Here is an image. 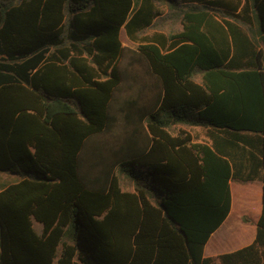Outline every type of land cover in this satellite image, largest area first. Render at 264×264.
<instances>
[{"label":"trees","instance_id":"1","mask_svg":"<svg viewBox=\"0 0 264 264\" xmlns=\"http://www.w3.org/2000/svg\"><path fill=\"white\" fill-rule=\"evenodd\" d=\"M258 172L254 242L204 257ZM0 173V264H264V0H0Z\"/></svg>","mask_w":264,"mask_h":264},{"label":"crops","instance_id":"2","mask_svg":"<svg viewBox=\"0 0 264 264\" xmlns=\"http://www.w3.org/2000/svg\"><path fill=\"white\" fill-rule=\"evenodd\" d=\"M138 4V2H137ZM124 31L123 28L120 30ZM125 33V32H124ZM121 42V41H120ZM122 45V43H121ZM124 46V45H122ZM190 134L189 129L196 130V138L192 137V142L197 144H205L209 147L217 146V149L223 151L224 156L230 153V139L221 133L210 128L189 127L183 128ZM247 150H249L247 148ZM245 175L249 173V162H245ZM259 169H257L258 171ZM254 177L250 182L241 183L236 180H230L229 187L231 193V206L226 219L222 222L216 231H214L203 248V256L214 258L222 254H227L239 250L252 244L256 236V224L261 214L262 209V183L260 181L261 174ZM16 183V179L6 173H0V191L5 187ZM235 215V222L230 223L229 220ZM36 232L41 230V225L34 223ZM231 232L232 235L238 236V240L226 241L222 239V235L226 232ZM1 253V252H0Z\"/></svg>","mask_w":264,"mask_h":264},{"label":"rangeland","instance_id":"3","mask_svg":"<svg viewBox=\"0 0 264 264\" xmlns=\"http://www.w3.org/2000/svg\"><path fill=\"white\" fill-rule=\"evenodd\" d=\"M120 41H121L122 45H124V46H130V47L133 46V44L127 39L124 31H121ZM189 130H190L191 136L194 137V138H196V135H197L196 130L195 129H189ZM229 222L230 223H234V225L237 224V222H235V215H232V217L230 218ZM222 239L223 240H226V241H228V240L229 241L230 240L231 241H235V240H238V236L232 235L231 232H228L227 231L226 233H224L222 235Z\"/></svg>","mask_w":264,"mask_h":264}]
</instances>
